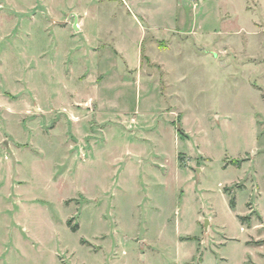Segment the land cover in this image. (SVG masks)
Instances as JSON below:
<instances>
[{"label": "rangeland", "instance_id": "obj_1", "mask_svg": "<svg viewBox=\"0 0 264 264\" xmlns=\"http://www.w3.org/2000/svg\"><path fill=\"white\" fill-rule=\"evenodd\" d=\"M0 264H264V0H0Z\"/></svg>", "mask_w": 264, "mask_h": 264}, {"label": "crops", "instance_id": "obj_2", "mask_svg": "<svg viewBox=\"0 0 264 264\" xmlns=\"http://www.w3.org/2000/svg\"><path fill=\"white\" fill-rule=\"evenodd\" d=\"M114 49L116 50L117 53H119L123 56V58L125 59V62H126V68L128 70H130L133 65H134L133 67H135L136 64H131L130 61L127 59V57L124 56V52H123L124 46L123 45L121 46V44L118 45V43H117L116 46L114 47ZM144 59H149V57L147 55H145L144 51L142 50L141 58H139V61H138L140 65Z\"/></svg>", "mask_w": 264, "mask_h": 264}, {"label": "trees", "instance_id": "obj_3", "mask_svg": "<svg viewBox=\"0 0 264 264\" xmlns=\"http://www.w3.org/2000/svg\"><path fill=\"white\" fill-rule=\"evenodd\" d=\"M232 163L235 164V165H237V166H241L242 161H240V160H234V161H232ZM231 206H232V207L235 206V200H234L233 198L231 199ZM69 224H71V221H69ZM72 228H73L74 230H77L78 226L75 225V226H73Z\"/></svg>", "mask_w": 264, "mask_h": 264}]
</instances>
